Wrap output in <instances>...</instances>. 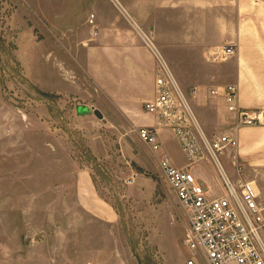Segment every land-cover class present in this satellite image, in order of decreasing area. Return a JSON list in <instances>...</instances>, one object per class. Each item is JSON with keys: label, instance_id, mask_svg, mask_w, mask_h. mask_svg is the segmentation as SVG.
<instances>
[{"label": "rangeland", "instance_id": "rangeland-1", "mask_svg": "<svg viewBox=\"0 0 264 264\" xmlns=\"http://www.w3.org/2000/svg\"><path fill=\"white\" fill-rule=\"evenodd\" d=\"M107 2L0 0V264H187L193 256L185 212L160 168L164 154L186 165L179 142L163 128L154 152L78 60L76 35L93 30L91 16L111 23ZM189 97L197 112L210 100Z\"/></svg>", "mask_w": 264, "mask_h": 264}, {"label": "crops", "instance_id": "crops-1", "mask_svg": "<svg viewBox=\"0 0 264 264\" xmlns=\"http://www.w3.org/2000/svg\"><path fill=\"white\" fill-rule=\"evenodd\" d=\"M108 1L111 23L97 18V33L88 25L76 35L86 74L140 129L161 131L144 107L156 98L161 56L183 93L209 94L207 106L196 103L198 112L190 103L208 135L232 133L238 139V147L221 157L225 174L235 184L252 182L264 205V118L261 125L234 130L225 99L210 95L211 89L236 85L240 107L264 112V0ZM231 44L235 53L217 60L214 52ZM194 172L212 190L222 183L211 162Z\"/></svg>", "mask_w": 264, "mask_h": 264}, {"label": "built area", "instance_id": "built-area-1", "mask_svg": "<svg viewBox=\"0 0 264 264\" xmlns=\"http://www.w3.org/2000/svg\"><path fill=\"white\" fill-rule=\"evenodd\" d=\"M89 23L98 27L95 15ZM235 45L218 48L216 58H226L235 53ZM156 98L145 104L147 113L156 116L161 127L169 128L179 142L187 163L178 167L167 156H162L160 166L169 185L175 192L186 216L185 243L192 251L187 264H199L195 254L207 264H264V205L252 182L233 183L225 174L221 157L229 148L238 147L232 133L208 135L196 115L189 95L180 86L161 57H157ZM192 94L195 95V90ZM210 95L223 97L227 111L233 116V129L263 124L264 112L239 106L236 85L210 90ZM141 140L154 152L161 149L157 130L143 127ZM211 162L221 178L218 189L212 190L196 175L194 168Z\"/></svg>", "mask_w": 264, "mask_h": 264}, {"label": "water", "instance_id": "water-1", "mask_svg": "<svg viewBox=\"0 0 264 264\" xmlns=\"http://www.w3.org/2000/svg\"><path fill=\"white\" fill-rule=\"evenodd\" d=\"M94 112L99 118L104 119V116H103V114L101 113L100 110L95 109Z\"/></svg>", "mask_w": 264, "mask_h": 264}]
</instances>
